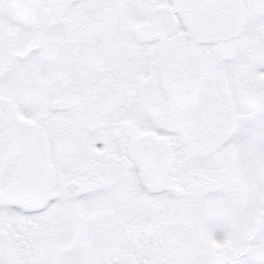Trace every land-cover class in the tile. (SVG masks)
Wrapping results in <instances>:
<instances>
[{"label":"snow or ice","instance_id":"6c2138e0","mask_svg":"<svg viewBox=\"0 0 264 264\" xmlns=\"http://www.w3.org/2000/svg\"><path fill=\"white\" fill-rule=\"evenodd\" d=\"M0 264H264V0H0Z\"/></svg>","mask_w":264,"mask_h":264}]
</instances>
